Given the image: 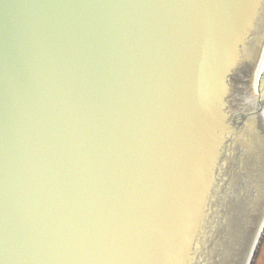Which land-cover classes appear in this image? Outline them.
<instances>
[{
    "label": "water",
    "instance_id": "1",
    "mask_svg": "<svg viewBox=\"0 0 264 264\" xmlns=\"http://www.w3.org/2000/svg\"><path fill=\"white\" fill-rule=\"evenodd\" d=\"M263 79L264 0H0V264H251Z\"/></svg>",
    "mask_w": 264,
    "mask_h": 264
},
{
    "label": "rangeland",
    "instance_id": "2",
    "mask_svg": "<svg viewBox=\"0 0 264 264\" xmlns=\"http://www.w3.org/2000/svg\"><path fill=\"white\" fill-rule=\"evenodd\" d=\"M251 264H264V230L260 235Z\"/></svg>",
    "mask_w": 264,
    "mask_h": 264
},
{
    "label": "bare ground",
    "instance_id": "3",
    "mask_svg": "<svg viewBox=\"0 0 264 264\" xmlns=\"http://www.w3.org/2000/svg\"><path fill=\"white\" fill-rule=\"evenodd\" d=\"M261 107H262V112H263V116H264V79H263V82H262V88H261Z\"/></svg>",
    "mask_w": 264,
    "mask_h": 264
}]
</instances>
